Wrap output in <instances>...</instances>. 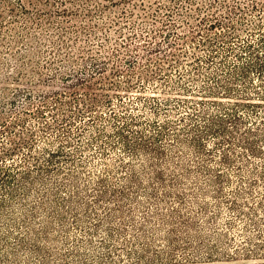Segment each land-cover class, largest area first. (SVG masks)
<instances>
[{
  "label": "trees",
  "instance_id": "trees-1",
  "mask_svg": "<svg viewBox=\"0 0 264 264\" xmlns=\"http://www.w3.org/2000/svg\"><path fill=\"white\" fill-rule=\"evenodd\" d=\"M107 1L111 5L115 4L112 0ZM197 2L198 0H175L172 5L158 4L157 8L164 9V14L171 19L160 20L159 12L156 10L157 13H153L154 17L149 23L150 27L143 26V23L132 22L130 26L132 38L145 40L146 43L143 45L144 54L136 51L137 59L129 63V68L133 70L141 60L150 61L153 56L163 61L171 59L174 56V48L186 38V32L181 33L178 28L188 24L190 15H201L206 9V14L203 13L197 20L198 27L202 26L210 30L225 27L234 30L235 26L231 22L233 18H244L248 12L254 9L259 10L257 7L261 0H250V2L238 0L233 1L234 4H228L225 0H208L205 1L203 8ZM54 3H59L62 8H39ZM67 3L74 7L83 4L85 11L80 13L77 7L74 10L65 8ZM98 3L99 0H0V51L3 49L8 54L9 59L12 60L10 68L15 73L12 76L6 75L4 69L6 64L0 61V79L13 80L12 82L17 85L11 95L22 97L19 102L14 101L15 99L11 101L10 112L16 109L17 113L27 114L30 112L27 108L34 106L36 100L44 103L50 96L56 100L54 105L56 111L61 109L64 103L60 99V93H57L55 89L43 90L20 86V84L32 86L38 83L53 86L55 79L35 77L41 75V70H36L40 65L57 71L63 67L71 69L87 60L93 63V73L87 81L77 77L75 82L64 83V86L72 91L81 84L87 85L95 74L101 79H108L109 74L118 71L119 49L108 50L110 38L104 33L106 29H103V37L98 39L99 28L96 26L93 28L85 24L79 26L71 24L70 27H65L58 20L66 17L68 21H71L73 17H81L83 23L86 17L90 18L95 13L89 4L95 7L94 4ZM216 4L224 8L225 12H214L213 8ZM100 11L103 14L102 9ZM256 27L258 30L256 35H251L250 38L241 40L237 44L226 42L224 36L225 38L222 37L224 44L218 47V44L213 43L214 41L207 39L208 43L211 42V48L205 59L211 68L205 74L206 82L196 91L199 93L197 94L199 99H154L150 111L153 118L140 115L134 117L130 114L120 116L113 113L111 115L114 120L111 128L117 138L115 143L120 144L129 156L145 160L143 174L138 173L133 166L127 167L122 162L120 167L124 168L128 174L122 177L117 185L110 183L106 177L100 176L95 181L97 188H94V192L81 197L82 192L73 177L62 182L56 177L62 171V167L58 165L59 159L67 157L64 145L50 143L52 147H45L46 155H42V160L45 162L40 164L39 156L33 154L30 142L24 139L30 150L29 155L25 157L36 161L34 167L39 175L34 177L29 171H21L19 178L21 180H19L11 172L15 167L10 168L4 165L0 168V184L4 185V189L11 197H15L19 189L23 190L25 197L30 196L32 193L30 189L36 183L42 185L44 191L37 205L35 203V205H24L20 208L26 220H23L24 225L21 226H24L23 233L16 237L17 247L26 252V255L39 256L38 264H51L56 258L49 257L50 252L45 249V245L58 242V239L53 237V231H55L53 225H57L60 231H65L66 221L63 211L67 208L75 218L76 227L82 228L84 235L94 237L103 234L97 245L94 239L92 241V238L89 240L88 237L85 244L91 251L98 250V247L105 249L103 251L105 257H66L67 259L63 261L56 259L55 264H92L89 262H101V260L114 262V259L121 262L131 260L134 264H178L203 256L209 261L228 262L230 259L227 257L233 256L229 253L222 255L226 258L212 259L217 256L214 254L222 252L213 249V245L210 246L213 237L207 232L210 223L206 220L207 203L204 200L209 196L210 187H216L217 191H221L224 181H229L228 177L223 170L202 164L199 165V169L200 172L205 173L204 181L194 184L187 182L192 177V172L186 161L165 153L160 143L168 138L167 144L170 151L183 147L198 156H211V148L208 147L210 142L217 150L220 149L221 162L224 165L231 164L224 148L230 147L236 141L252 156L263 155L260 145H264V124L262 123L264 112L261 111L264 109V31L260 23H256ZM169 35L172 38L167 39L166 47L157 43L158 37L164 39ZM215 35L216 39L221 38L219 34ZM65 37L71 38L69 43L65 41ZM80 37L89 40L96 38L99 42L98 46L108 54L107 59L116 61L115 66L110 67L106 59L101 60L99 56L73 55V46ZM205 41L206 39H203L199 41V44ZM22 45L24 46L17 51V47ZM62 49L66 51L63 52ZM216 58H219V61H216ZM43 59L44 62L41 63ZM157 68L160 70L159 65ZM194 69L199 68L194 67ZM200 74L204 75L202 72ZM178 86L187 95L195 91L191 85L179 84ZM7 90H9L8 87ZM92 99L97 101V98ZM171 101L185 108L184 113L177 112L172 119L168 117L170 115L168 113H164L162 117L159 110L167 108ZM75 102L79 106L78 98ZM36 111L40 112L38 109ZM3 113L4 110L0 109V115ZM95 116L97 115H93ZM22 123H25V119ZM12 124L8 132H14L15 126ZM0 126L5 129L9 127V124L7 125L5 119L0 117ZM132 126L143 128L133 131ZM29 132L31 136L32 131ZM69 132V129L65 130V138H62L64 141L60 142L68 143L66 136ZM95 132L97 137L92 136L94 141L102 136L107 137L102 128H97ZM11 152L13 150L8 154ZM168 166H172L174 170H181L182 173L171 172L166 179L165 172L170 170ZM15 170L17 172L19 169ZM48 173H52L55 179L52 181V187L47 184L45 175ZM70 188L72 191L67 193V197H61L62 207H58L54 200H50V196L57 199L61 189L70 190ZM90 191L88 189L87 192ZM83 192L85 193L86 190ZM142 197L145 200H142ZM75 198L81 200L79 204L76 203ZM226 199L229 207H238L234 199L227 197ZM4 205L1 203V208ZM96 205L97 208H102V215L96 211L93 212L92 220L94 221H91V225L83 226L82 223L85 221L79 217L78 210L89 213ZM61 208H63L62 211ZM194 208H199L202 210L200 214H205L199 218L200 215L194 213ZM236 210L241 211L240 207ZM85 216L87 217L88 214ZM255 224L258 226V222ZM117 250L126 257H111L115 254L119 256ZM258 250L248 249L243 255L252 257L262 254ZM16 254L13 253V257H17ZM9 262L15 263L16 259Z\"/></svg>",
  "mask_w": 264,
  "mask_h": 264
},
{
  "label": "rangeland",
  "instance_id": "rangeland-1",
  "mask_svg": "<svg viewBox=\"0 0 264 264\" xmlns=\"http://www.w3.org/2000/svg\"><path fill=\"white\" fill-rule=\"evenodd\" d=\"M112 1L115 2L114 5L109 4L107 0H99L98 4H94L95 7L89 4L91 10L95 13L90 18L86 17L83 23L81 17H73L71 21H68L66 17L58 19L65 27H70L71 24L75 26L85 24V26H92L93 28L96 26L99 28L98 39H101L104 33L107 34L110 38L109 46H107L108 50L119 49V62L117 63L119 69L117 72H114L115 74H109L108 79H101L95 74L92 80H89V83L86 82L88 83L87 85L81 84L72 91L68 87H65L64 83L75 82L77 77L84 79L83 81H87L91 78V73H93V63L87 60L75 65L71 69L63 67L57 71L41 67L40 65L36 70L39 71L40 69L41 75L35 77H41L42 79L51 77L56 81L53 86L39 83L32 86L20 84V86L43 90L55 89L57 93H60V99L64 104L61 106V109L56 111L54 106L56 100L53 96H50L44 103L36 100L34 106L27 108L32 114L30 112L27 114L22 112L17 113L16 109L12 112L9 111L11 109V101L15 99L14 101L19 102L22 97L19 95L13 97L11 95L14 87L17 85L15 82H12L13 80L2 81L0 79V109L4 110V113L0 117L5 119L7 125L9 124V127L5 129L0 126V168L6 165L10 166V168L15 167V169H19L16 172L12 168L11 171L18 179L21 176V171H29L30 175L34 177L39 175L34 167L36 161L25 157L29 155L30 150L26 146L24 139L30 142L31 148L34 151L33 154L39 156L38 160L40 164L45 162L42 160V155H46V152H44L45 147H52L50 143L54 145L61 143L64 145L67 157L59 159L58 165L62 167V171L56 177L60 182L73 177L75 183H77L76 185H78L79 190L82 192L81 197L84 194H92L94 192V188H97L95 183L97 177H106L110 183L117 185L122 177H126L128 174L124 168L120 167L122 162L125 163V166H133L138 173L143 174L144 166L146 165L145 160L129 156L120 144L115 143L117 138L114 136L111 128L114 122L111 115L113 113L120 116L130 114L134 117L140 115L145 118H153L150 111L154 99H199V95H197L199 93L196 91L200 85L206 82L207 78L205 74L211 68V65L205 59L211 48V42L208 43L207 39L214 41L213 43L218 44L219 47L220 44H224L222 39L225 37L226 42L237 44L241 40L250 38L251 35H256L258 33L256 23H260L264 31V0H261L258 4L257 8L259 10L254 9L248 12L244 18H233L231 22L235 26L234 30L225 27L215 30L202 26L198 27L197 20L199 16L203 13L206 14V9H203L204 12L201 15H190L188 24L182 25V28H178V31L181 33L182 31L186 32V38L174 48V56L171 59L163 61L153 56L150 61L141 60L131 70L129 63L137 59L138 52L136 51L144 54L143 45L146 43L145 40L132 38L131 23L135 21L143 23L145 27H150L149 23H151L154 17L153 13H157L156 10L159 12L158 18L160 20L171 19V17L164 14V9H158L157 7L161 3L172 5L175 0ZM205 1L208 0H198L197 3L203 8ZM225 1L228 4H234L235 2L233 1L238 0ZM245 1L250 2V0ZM82 5L76 6L80 10V13L85 11ZM219 6V4H216L213 11L216 13L225 12L224 8ZM49 7L61 9L62 5L54 3L40 6L39 8L46 9ZM76 7L67 3L65 8L74 10ZM190 7L194 8V6ZM101 9L103 14L100 11ZM157 24L160 26L159 22ZM103 29H106V31L104 32ZM216 33L221 38L216 39ZM170 38H172L170 35L164 39L158 37L156 41H159L157 43L161 46L166 47L167 39ZM203 39H206V41L199 44V41ZM70 40L71 38L65 37L66 42L69 43ZM151 40L153 41L154 39L152 38ZM98 44L99 42L96 38H90L89 40L85 37H80L76 45L73 46V55H83L84 57L89 55H93L94 57L99 56L101 60L106 59L110 67H114L116 61L108 60V54L103 52ZM23 46L17 47V51ZM62 50L63 52L66 51V49ZM44 59L41 63L44 62ZM215 60L219 61V58ZM0 61L6 64L4 66L6 75L12 76L15 74L14 70L10 68L12 67V60L9 59L8 54L3 49L0 51ZM158 65L160 70L157 68ZM194 67H198L199 69H194ZM201 72L204 75L201 76ZM179 84L191 85L195 91L191 95H187L186 92L178 88ZM7 87L9 90H7ZM93 97L97 98V101L93 100ZM76 98L80 101L79 106L75 104ZM36 109L40 110V112H37ZM184 109L182 106H178L175 101H171L167 108H162L159 112L162 117H164V113L170 114L168 117L172 119L177 112L184 113ZM261 111L263 113L264 109H261ZM93 115L97 116L93 117ZM23 119H25L24 124L22 123ZM262 123L264 124V114ZM11 124L15 126L14 132H8ZM97 128H102L107 137L102 136L95 141L92 140L93 135L97 137L95 132ZM142 128L141 126H132L133 131ZM66 129L70 131L66 136L68 143H63L60 141H64L62 138H65ZM29 131H32L31 136ZM167 141L168 138L160 143L165 153L174 155L177 159H184L192 172V177L187 182L190 181L194 184L204 181L205 173L200 172L199 169V165L202 164L223 170L229 179V181H224L221 191H217L216 187H210L209 196L204 198V200L207 203L206 220H209L210 223H208L209 229H207V232L213 237L210 241V246L213 245V249L222 252L214 254L217 256H214L212 259L226 258L222 256L226 255V253L233 256L227 257V259H230L228 262L209 261L208 258H203V256L202 258H191V261L187 260V262L178 264H264V145H260L263 155L254 157L249 151L241 148L236 141L230 147L224 148V152L231 160V164L224 165L221 162L220 149L217 150L210 142H208V147L211 148V156H198L191 150L183 147L170 151ZM12 150L13 152L8 154ZM168 167L170 170L168 169L165 172L167 173L166 179L169 178L171 172L174 174L182 173L181 170H174L172 166ZM51 174L45 175L49 187L53 186L52 181L55 180ZM88 189L91 191L87 192ZM30 190L32 193L28 197H25V193L21 189L16 191L15 197H11L4 189V185L0 184V214H2L0 216H3L0 217V264L39 263V256L26 255V252L22 251L16 244V237L24 231V226L21 227L24 225L23 220H26L22 212H20V208L24 205H35V203L37 205L44 187L36 183ZM84 190H86L85 193L83 192ZM71 191V188L70 190L61 189L58 194L59 197L56 199L50 196V200H54L58 207H62L63 202L61 197H67V193ZM226 197L234 199L241 211L238 212L236 210L238 207H229ZM141 199L145 200L143 197ZM75 200L77 204L81 201L76 198ZM1 203L5 204L2 208ZM60 210L62 211L63 208ZM78 211L80 213L79 217L85 221L82 223L83 226L91 225V221H94L92 220L93 212L96 211L99 215L103 213L102 208H97V205L89 213L83 212L80 209ZM201 211L199 208H194V213L200 215L199 218L205 214H200ZM63 213L66 221L65 231H60L57 225H53L55 228L53 237L57 238L58 242L45 245V249L50 252L49 257L62 259L59 261L67 259L66 257H105L103 253L105 249L101 247H98V250L95 251L88 249L85 244L88 236L84 235L82 228L76 227L73 214L67 208L64 209ZM86 214H88L87 217L85 216ZM255 222H258V226ZM102 237L103 234H98L94 237H88V239L92 238V241L94 239V243L97 245ZM255 248L259 249L258 252L262 254L252 257L243 255L248 249ZM13 253H17V257H13ZM117 253L119 256L115 254L111 255V257H126L119 250H117ZM14 258L16 259L15 263L9 262ZM56 259L51 264H55ZM89 263L134 264L131 260L121 262L115 259L114 262H107V260L102 262L101 260V262L94 261Z\"/></svg>",
  "mask_w": 264,
  "mask_h": 264
}]
</instances>
